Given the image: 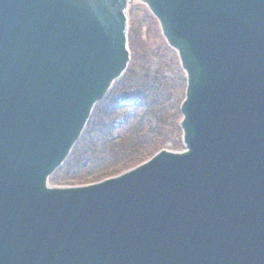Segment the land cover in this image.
I'll use <instances>...</instances> for the list:
<instances>
[{"label":"water","instance_id":"95a60500","mask_svg":"<svg viewBox=\"0 0 264 264\" xmlns=\"http://www.w3.org/2000/svg\"><path fill=\"white\" fill-rule=\"evenodd\" d=\"M145 6L187 81L182 150L58 186ZM0 264H264V0H0Z\"/></svg>","mask_w":264,"mask_h":264},{"label":"trees","instance_id":"16d2710c","mask_svg":"<svg viewBox=\"0 0 264 264\" xmlns=\"http://www.w3.org/2000/svg\"><path fill=\"white\" fill-rule=\"evenodd\" d=\"M139 8L145 14L139 24L131 21V64L97 104L71 156L52 176L54 185L96 182L140 165L163 148L183 147L180 105L186 93L185 74L156 18L141 6L132 11ZM151 37L159 41L154 56L148 49ZM169 53L170 58L163 59Z\"/></svg>","mask_w":264,"mask_h":264},{"label":"rangeland","instance_id":"374dc122","mask_svg":"<svg viewBox=\"0 0 264 264\" xmlns=\"http://www.w3.org/2000/svg\"><path fill=\"white\" fill-rule=\"evenodd\" d=\"M145 9V8H144ZM144 14H145V11L143 9H134L133 11L130 10V21H135L137 24H139V20H142L144 18ZM143 32V35H145V31H142ZM147 42H148V49H149V52L152 53V55H157L156 53V50H157V47L159 46V41L153 37L151 38H148L147 39ZM171 53V52H170ZM167 54L166 57H164L163 59H169L171 54ZM158 60V59H157ZM157 60H153V62H157Z\"/></svg>","mask_w":264,"mask_h":264}]
</instances>
